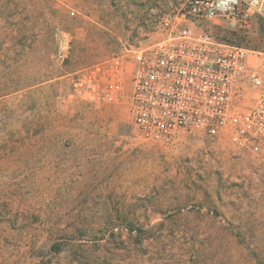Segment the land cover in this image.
<instances>
[{"label":"rangeland","instance_id":"rangeland-1","mask_svg":"<svg viewBox=\"0 0 264 264\" xmlns=\"http://www.w3.org/2000/svg\"><path fill=\"white\" fill-rule=\"evenodd\" d=\"M144 1L0 0V264H264L262 150L146 142L126 101L73 95L78 70L162 36L177 4ZM195 24L264 50V21Z\"/></svg>","mask_w":264,"mask_h":264},{"label":"built area","instance_id":"built-area-1","mask_svg":"<svg viewBox=\"0 0 264 264\" xmlns=\"http://www.w3.org/2000/svg\"><path fill=\"white\" fill-rule=\"evenodd\" d=\"M202 20L248 33L264 21V0H182L159 16L158 40L78 70L73 95L126 101L146 142L197 131L264 154V50L219 41L195 24Z\"/></svg>","mask_w":264,"mask_h":264},{"label":"crops","instance_id":"crops-1","mask_svg":"<svg viewBox=\"0 0 264 264\" xmlns=\"http://www.w3.org/2000/svg\"><path fill=\"white\" fill-rule=\"evenodd\" d=\"M179 2H181V0H154V4L150 7V9L161 11L167 8L169 5H172V3L178 4ZM139 4H141V7H149V5H145L144 0H142V3Z\"/></svg>","mask_w":264,"mask_h":264}]
</instances>
